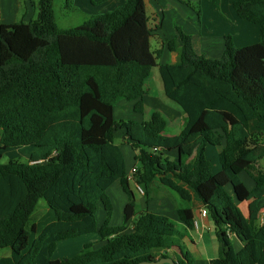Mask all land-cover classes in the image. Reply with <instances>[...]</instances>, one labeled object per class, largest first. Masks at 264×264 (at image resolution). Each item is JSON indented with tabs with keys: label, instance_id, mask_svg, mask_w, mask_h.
<instances>
[{
	"label": "trees",
	"instance_id": "16d2710c",
	"mask_svg": "<svg viewBox=\"0 0 264 264\" xmlns=\"http://www.w3.org/2000/svg\"><path fill=\"white\" fill-rule=\"evenodd\" d=\"M232 8L259 27L260 42L236 48L226 36L222 58L213 60L197 54L192 37L177 28L167 42L174 64H161V51L153 49L144 0H127L71 29L58 26L54 0H39L36 19L0 26V152L36 150L27 162L0 163V250L10 251L0 264H195L184 244L195 229L192 208L178 210L181 224L137 212L123 144L136 152L139 185L157 181L187 205L190 190L198 196L222 246L210 264H264V225L255 229L237 204L264 195L263 137L250 130L252 122L264 124V0H233ZM155 68L165 96L186 115L178 136L166 135L160 112L144 123L114 117L123 100H139L135 111L144 113ZM208 146L219 150L218 174ZM116 183L129 201L122 224L111 226L108 191ZM91 234L99 235V248L88 244L75 258L53 259L59 242ZM232 235L244 244L239 252Z\"/></svg>",
	"mask_w": 264,
	"mask_h": 264
},
{
	"label": "crops",
	"instance_id": "0c3cea01",
	"mask_svg": "<svg viewBox=\"0 0 264 264\" xmlns=\"http://www.w3.org/2000/svg\"><path fill=\"white\" fill-rule=\"evenodd\" d=\"M106 1L108 0H102V2H106ZM112 1L120 3L119 5L122 6L127 0H109L108 2H112ZM144 1H145L146 11L150 19L149 21L150 27L152 30H155L153 32L154 37L152 38V46L153 44H155L156 48L154 50L161 51L162 53L160 60L161 64H174L177 62V55L171 53L168 50L167 42L177 37V27L179 25V22H180V26L182 27L181 29L186 34L192 37L193 48L197 54L203 55L208 59L218 60L222 58L225 50V37L229 36L228 33H230L231 31L229 25L230 26L238 25V22L240 20L232 8L233 0H228L229 3H227V6L225 8L226 12L223 13L221 8L219 7L218 15L212 18H206L203 16L202 13L201 16L197 14L196 17L195 13L189 10L188 8L185 7L181 8L185 6V4H182L181 1L179 0H155V1L144 0ZM189 1H191L190 3H193V0H189ZM194 1L201 6L202 5L201 1H207V0H194ZM215 1L219 3V5L221 4V0H215ZM78 2L79 0H75L74 3L78 4ZM120 6H118V8ZM173 8L175 10H180V14H178L180 19L176 21L175 27H173V25L170 23L167 24V21L169 20V16L171 15V10H173ZM37 15H38V2L36 0H0V26L14 25L20 22H29L31 20L36 19ZM98 15L101 14H95V16ZM183 16H185V18H182ZM216 26L221 27V34L219 36H216ZM62 29H67V28H62ZM148 81H150V78L147 80V88H146L147 95L143 98V103L145 108L144 113H137L135 111V106L139 102V100L133 101L131 102V104L128 101H127L128 103H124L123 100L119 104H117L114 108L115 119H116V111L118 106H120V109L122 111L133 110L134 114L138 116L136 118L137 121L134 119H127V120H133L138 123L147 122L151 119L153 113L160 112L164 116L167 122L166 135L167 136L180 135L184 127L186 115L178 107H175L171 104L170 105L165 104L161 100L160 96H157V98H149V96L151 95L153 84L149 85ZM125 104H130V106H126ZM116 120H123V119H116ZM252 128H254L255 130H252ZM168 130L171 132L170 134ZM250 130L252 133H261L264 142V127L262 126V124L252 122L250 124ZM256 130H260V131H256ZM122 135L123 134L121 132H118L117 138L119 139L121 138L122 140ZM212 148L215 147L208 146L207 153L209 149ZM121 149L126 160L127 171L130 172L133 168L135 167L138 168L135 159L136 152L133 151L131 146L127 144H123L121 145ZM129 150H132V153H130ZM170 156L172 157V159L178 158L180 160V156L176 153H173ZM214 158L217 159L215 154H214ZM216 159L215 162L217 163V166L215 167V170H213V166L211 162L208 160L210 162L211 170L213 174H218L222 171V165L219 159V153H218V159L217 160ZM184 161H186V159H184ZM259 166L260 169L264 172V159L260 161ZM244 175L247 174L243 173L241 175V178ZM183 186L186 189H189L187 186L185 185ZM246 186L249 190H253V188L255 187V183L252 181V184L250 186H248L247 184ZM114 187H116L117 192L123 198L122 209L124 211V208L129 201L128 197L124 193L119 183H116L110 188V190L108 191L109 196L111 189ZM142 187L145 191L144 195L140 194L136 190L135 184H133V190L135 193V200H136V210L139 205H141L142 207V210L137 212L148 211L155 215L167 217L172 221L181 224L178 210L186 206H190L192 208L194 212L195 229L189 232L187 236H185L184 244L188 249V251L191 253V255L194 257L195 264H210L211 261L216 257L207 255L208 258H205L201 253V249L199 248V243L200 241H203L207 233H209V236L212 239L213 238L217 239L216 231L214 224L210 220V217L203 218L201 216V211L204 208L198 196L195 194V192L189 189L192 194L193 200L190 205H187L184 201L180 199V197L176 193L161 186L157 181H153L149 185ZM122 194H124V196ZM139 201L140 204L138 203ZM237 204L239 205V207L244 208L245 214L243 215L250 221V223L255 227V229L260 228L262 225H264V195L261 196L253 195L251 198H249L247 201L243 203L237 201ZM105 220H106V213L103 216L101 224L98 220L99 226H102ZM113 222L114 220L112 217L111 226H114ZM122 222H123V216H122V221L119 225H121ZM179 230L182 231L183 230L182 227H180ZM230 239L233 243L234 249L237 252H239L244 247V244L235 235L230 236ZM237 244H238V250L235 248V245ZM99 245L100 244H97L96 248H99L100 247ZM221 250H222V246L220 244L219 255Z\"/></svg>",
	"mask_w": 264,
	"mask_h": 264
},
{
	"label": "rangeland",
	"instance_id": "374dc122",
	"mask_svg": "<svg viewBox=\"0 0 264 264\" xmlns=\"http://www.w3.org/2000/svg\"><path fill=\"white\" fill-rule=\"evenodd\" d=\"M39 2V0H36ZM109 1V0H108ZM102 2V0H94L95 4H92L91 0H79L78 4H75V0L73 3L67 7L66 6V0H54V10L56 15V21L60 28H75L77 26L82 25L84 22L88 21L90 18L94 17L95 14H106L108 12H111L120 6V3L117 2ZM155 1V0H153ZM184 2H181L182 4H185V6L181 8H188L192 12L195 13V16L197 17V12L201 11L204 17L206 18H212L216 17L219 13V7L221 8L222 12H226V6L228 0H221V4L219 7L216 6V1H201L202 5H198L197 2L193 0V3H190L189 0H182ZM187 3H190L188 5ZM221 12V13H222ZM95 13V14H94ZM180 14V10H171V15L169 16V20L167 21V24L170 23L175 27L176 21L180 19L178 16ZM182 18H185L183 16ZM244 25V26H243ZM178 27L181 29L180 22ZM177 27V28H178ZM230 33L229 36L233 38V43L236 48H243L246 46H251L254 44H257L260 42V30L259 27L253 24H250L248 22L239 20L238 25L230 26ZM182 30V29H181ZM221 34V27L216 26V36H219ZM156 48V45L153 44V49ZM149 85H152L151 95L149 98H157V96H160L161 100L168 105H173L175 107H178L174 102L169 100L164 93L163 83L160 77V72L158 68H155L152 72V76L150 77V81H148ZM124 103H128L124 100ZM131 104V102H129ZM130 104H125L126 106H130ZM133 107V106H132ZM180 109V108H179ZM149 110V108H148ZM138 116L134 114L132 111H122L120 109V106L117 107L116 111V119H134L137 121ZM140 120V119H139ZM257 123V122H256ZM264 127V124H262ZM252 130H255L252 128ZM260 131V130H256ZM169 134L171 133L168 130ZM118 143L121 144L122 140L121 138H118ZM130 153H132V150H129ZM36 152L35 149L31 147H21L16 149H9L0 152V163L1 164H8L11 160H19L21 162H27L32 154ZM127 152V150H126ZM218 148H212L209 149L207 153V158L211 162L213 166V170H215V167L217 166V163L215 162L214 154L216 155L218 159ZM216 159V160H217ZM245 184L250 186L252 184V181L248 178L247 175H244L242 177ZM230 193H232V188L228 187L227 189ZM124 196V194H122ZM110 197L114 204V214H113V224L114 226L119 225L122 221L123 216V198L119 195L117 192L116 187L112 188L110 191ZM140 204V201L138 202ZM44 202L40 203L38 215L43 213L45 211ZM142 210L141 205L137 207V211ZM240 210L243 214H245L244 208L240 207ZM104 208L102 205H100L99 212H98V220L100 224L102 223V219L104 216ZM214 239V240H213ZM211 238L209 236V233L205 235V238L203 241H200L199 248L201 249V253L205 258H208L207 255L215 256L216 258L219 255V247L220 243L217 241L216 238ZM100 241V237L98 234H91L86 235L82 237H78L72 240H66L59 242L56 248V251L53 255V259L56 260H67L71 258H75L83 251L84 246L88 244H97ZM235 248L238 250V244L235 245ZM10 256V251L8 249L0 250V259L3 257Z\"/></svg>",
	"mask_w": 264,
	"mask_h": 264
},
{
	"label": "built area",
	"instance_id": "2783aa9c",
	"mask_svg": "<svg viewBox=\"0 0 264 264\" xmlns=\"http://www.w3.org/2000/svg\"><path fill=\"white\" fill-rule=\"evenodd\" d=\"M137 170H138V168H136V167L133 168V169L128 173V179H129V181H130L132 184H135V188H136V190H137L140 194L144 195V194H145V191H144L142 185H139V184L136 182V177H135V175H136V173H137ZM201 216H202L203 218H208V217H209L208 212H207L206 209H203V210L201 211Z\"/></svg>",
	"mask_w": 264,
	"mask_h": 264
},
{
	"label": "water",
	"instance_id": "95a60500",
	"mask_svg": "<svg viewBox=\"0 0 264 264\" xmlns=\"http://www.w3.org/2000/svg\"><path fill=\"white\" fill-rule=\"evenodd\" d=\"M141 264H177L173 259H161L159 261H155V262H145V263H141Z\"/></svg>",
	"mask_w": 264,
	"mask_h": 264
}]
</instances>
